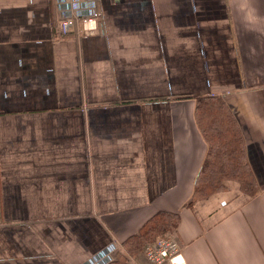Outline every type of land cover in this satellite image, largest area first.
<instances>
[{"label": "crops", "instance_id": "obj_1", "mask_svg": "<svg viewBox=\"0 0 264 264\" xmlns=\"http://www.w3.org/2000/svg\"><path fill=\"white\" fill-rule=\"evenodd\" d=\"M204 96L252 198L228 182L187 206ZM158 212L186 264H264V0H0V264H138L122 243Z\"/></svg>", "mask_w": 264, "mask_h": 264}, {"label": "trees", "instance_id": "obj_2", "mask_svg": "<svg viewBox=\"0 0 264 264\" xmlns=\"http://www.w3.org/2000/svg\"><path fill=\"white\" fill-rule=\"evenodd\" d=\"M195 119L207 145L205 159L198 172L187 206L202 202L212 195L226 191L227 183L234 182L241 194L252 198L259 186L247 162L244 142L237 123L225 102L218 96L196 99ZM179 223L177 213L158 212L134 236L122 245L129 257L138 264H148L143 250L164 234H174ZM120 254L107 264H118ZM124 264V263H119Z\"/></svg>", "mask_w": 264, "mask_h": 264}, {"label": "built area", "instance_id": "obj_3", "mask_svg": "<svg viewBox=\"0 0 264 264\" xmlns=\"http://www.w3.org/2000/svg\"><path fill=\"white\" fill-rule=\"evenodd\" d=\"M85 34L95 31V25L89 26L93 19H82ZM75 26L74 18H69L59 24V32L67 34ZM144 258L148 264H186L181 254L179 243L175 234H164L155 239L151 244L144 247Z\"/></svg>", "mask_w": 264, "mask_h": 264}]
</instances>
